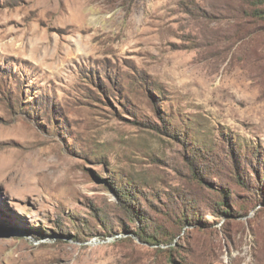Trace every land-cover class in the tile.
Masks as SVG:
<instances>
[{
  "label": "rangeland",
  "instance_id": "374dc122",
  "mask_svg": "<svg viewBox=\"0 0 264 264\" xmlns=\"http://www.w3.org/2000/svg\"><path fill=\"white\" fill-rule=\"evenodd\" d=\"M251 1L0 0V264H264Z\"/></svg>",
  "mask_w": 264,
  "mask_h": 264
},
{
  "label": "trees",
  "instance_id": "16d2710c",
  "mask_svg": "<svg viewBox=\"0 0 264 264\" xmlns=\"http://www.w3.org/2000/svg\"><path fill=\"white\" fill-rule=\"evenodd\" d=\"M251 3L252 4L250 7L252 9V12H251L252 15L260 19H264V0H252ZM121 193L126 196L125 192L121 191ZM150 237H153V236H150Z\"/></svg>",
  "mask_w": 264,
  "mask_h": 264
}]
</instances>
